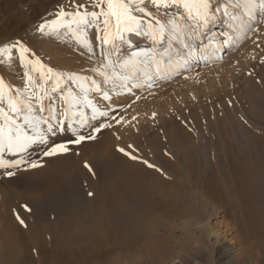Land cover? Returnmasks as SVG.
Masks as SVG:
<instances>
[{
    "label": "rangeland",
    "instance_id": "1",
    "mask_svg": "<svg viewBox=\"0 0 264 264\" xmlns=\"http://www.w3.org/2000/svg\"><path fill=\"white\" fill-rule=\"evenodd\" d=\"M150 1L188 6L190 13L174 22L175 16L162 14V6H147ZM239 6L236 0H0V220L5 213H14L19 201L29 200L13 180L55 160L62 148L83 169L76 177L89 199L88 179L97 174L90 162L94 154L110 167L106 173L125 153L154 167L159 165V153L168 149L170 127L196 130L199 144L209 141L214 148L223 143L219 124L262 126L264 112L258 105L264 106V0L246 2L238 19L230 22ZM217 13L221 17L209 36L199 33L204 25L190 20L197 14L207 18ZM242 19L248 24L237 28ZM91 23L97 26L93 32L86 29ZM169 24L175 25L172 67L167 66L170 59L158 61L161 76L133 80L138 66H128L127 53L144 48L138 60L145 62L153 51L160 57L165 50H154L145 38L161 39ZM126 29H143L145 37L110 50ZM233 30L236 37L220 54L198 57L211 40ZM125 67L129 70L121 72ZM68 81L75 86L61 90ZM73 90L81 95L74 103L68 101ZM52 93L55 96H49ZM251 99L258 102L255 112ZM19 105L35 107V123L44 122L46 127L32 133V123L21 122ZM153 139L159 141L160 152ZM217 219L223 224L220 231L227 232L224 220ZM171 224L173 237H182L188 241L186 248L198 251L195 240L184 238L178 220ZM226 232L230 239V230ZM2 244L0 239V248ZM235 247L237 257L240 245ZM212 257L211 252H202L190 264L200 258L213 264Z\"/></svg>",
    "mask_w": 264,
    "mask_h": 264
},
{
    "label": "bare ground",
    "instance_id": "2",
    "mask_svg": "<svg viewBox=\"0 0 264 264\" xmlns=\"http://www.w3.org/2000/svg\"><path fill=\"white\" fill-rule=\"evenodd\" d=\"M236 2L241 6L233 10L230 22L238 19L250 0ZM147 6L162 4L150 1ZM187 7L163 5L161 11L167 18L175 16L174 22L179 23L188 17ZM220 15H190V20L204 25L199 33L209 36ZM248 22L242 19L237 28ZM171 27L175 25L169 24L159 40L145 38V44L154 50H165L160 57L159 51H153L143 62L138 58L143 56L144 48L129 50L128 66H138L133 80L160 75L158 61L170 59L167 66L172 67ZM96 28L91 23L86 29ZM233 31L216 42L209 38L213 43L201 48L198 57L220 54L236 37L237 32ZM144 34L143 29H126L110 50L123 49ZM113 60L116 62V57ZM128 70L125 67L121 72ZM74 86V82L68 81L60 89L67 91ZM103 91L107 89L104 87ZM80 97V92L73 90L68 101L74 103ZM251 103L253 112L257 111L258 102L251 99ZM258 107L264 112V106ZM27 109L25 105L18 106L21 122L32 123V133L43 130L44 122L35 123L38 110ZM172 128L166 129L169 145L159 153L157 166L151 167L125 153L106 173L110 167L94 154L90 162L97 174L88 179L89 199L76 177L77 170L83 169L62 153L64 148L41 169L14 179L13 185L24 189L29 200L19 201L14 213H5L4 220H0V264H190L191 258L194 261L202 252H211L213 264H234L235 259L244 264L264 263V122L262 126L219 124L223 143L214 148L209 141L200 145L196 130H183L178 125ZM151 143L160 152L159 141L153 139ZM218 217L230 230V239L225 236V229L220 231L223 224ZM173 220H178L184 229V238L195 240L198 251L186 248L188 241L182 237H173ZM235 244L240 245L237 257ZM199 260L197 264L210 261Z\"/></svg>",
    "mask_w": 264,
    "mask_h": 264
}]
</instances>
